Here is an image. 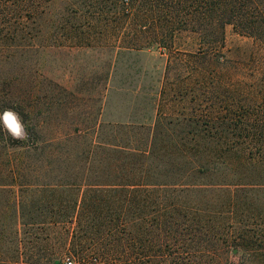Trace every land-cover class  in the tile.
Wrapping results in <instances>:
<instances>
[{
    "label": "trees",
    "instance_id": "trees-1",
    "mask_svg": "<svg viewBox=\"0 0 264 264\" xmlns=\"http://www.w3.org/2000/svg\"><path fill=\"white\" fill-rule=\"evenodd\" d=\"M64 1L72 14L60 42L117 54L159 51L169 64L158 100L148 101L155 118L97 124L87 145L84 137L0 142L21 152L0 158V190L20 189L8 203L14 233L0 219V264H30L26 233L55 229L60 247L51 264L66 256L79 264L112 257V264H264V0ZM50 2L0 0V43L39 21ZM228 25L255 45L234 66L222 55ZM184 35L193 43L181 51ZM183 54L195 65L186 80L170 83ZM212 61L220 65L216 77ZM207 83L212 90H202ZM61 90L67 104L83 98ZM28 101L0 103V127L11 109L30 133L28 110L60 104L59 92ZM105 127L112 133L99 137ZM58 144L86 150L44 155Z\"/></svg>",
    "mask_w": 264,
    "mask_h": 264
},
{
    "label": "rangeland",
    "instance_id": "rangeland-1",
    "mask_svg": "<svg viewBox=\"0 0 264 264\" xmlns=\"http://www.w3.org/2000/svg\"><path fill=\"white\" fill-rule=\"evenodd\" d=\"M65 3L64 0H51L42 18L31 22L28 25L30 28L14 41L11 39L12 34L1 38L0 103L8 101L5 103L10 105L29 98L28 105H36L37 98H43L55 91L59 92L60 104L32 106L28 110L30 133L18 115L8 109L1 117L0 142L4 139L24 140L27 137L39 138L46 142L84 137L83 142L87 145L92 137H97L94 128L97 124L110 121L146 122L149 117L155 118L156 109H153V105L148 101L153 99L155 102L159 98L169 64L167 55L159 51H127L117 54L104 46L97 49L77 48L70 47L64 40L60 42L59 37L63 33L62 21L64 17L72 14L71 10L65 7ZM225 32L226 48L222 51L224 63H232L234 66L235 62H244L250 49L255 46L253 40L242 36L232 25L226 26ZM192 43L193 40L184 35L178 47L185 51ZM2 49L5 52L3 54ZM176 57L180 59L177 60L180 66L183 65L182 72L175 71V63H172L170 83H175L179 78H182L181 81L186 80L187 67L195 65V61L184 54ZM211 63L210 76L216 77L217 72L214 71H219L220 65L216 61ZM250 69H245L244 74H250ZM212 79H209L210 82ZM61 87L82 92V100L67 104L68 99L62 94ZM202 87V90L213 89L211 83ZM101 97L104 98L103 101ZM138 131L139 129L134 130L137 137H148V130L142 129L140 134ZM115 132L118 135L123 133V130L116 129ZM109 133H112L110 127H105L100 131L99 137H109ZM185 133L177 132L174 136ZM85 148L67 150L59 148L58 144L44 150V155H77ZM20 153L4 150L0 146V158L3 160ZM19 190L18 187L0 190V219L5 220L8 228L5 232L8 234L14 233L10 226L12 212L8 203L16 197ZM47 232L49 231L30 230L26 233L30 236L26 237L27 242L23 249L27 252L26 257H29L27 261L30 264H51L50 259L59 253V230L55 229L50 234ZM71 260L70 256H66L61 258L58 264H66ZM112 260L113 257L105 264H112ZM72 261L73 264H79ZM91 262L97 264L96 259Z\"/></svg>",
    "mask_w": 264,
    "mask_h": 264
},
{
    "label": "built area",
    "instance_id": "built-area-1",
    "mask_svg": "<svg viewBox=\"0 0 264 264\" xmlns=\"http://www.w3.org/2000/svg\"><path fill=\"white\" fill-rule=\"evenodd\" d=\"M66 264H73L71 261H68Z\"/></svg>",
    "mask_w": 264,
    "mask_h": 264
}]
</instances>
